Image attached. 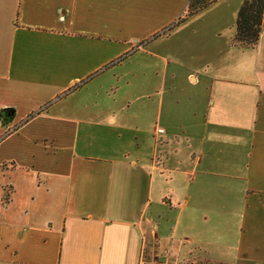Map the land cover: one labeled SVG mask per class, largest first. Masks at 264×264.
<instances>
[{
    "label": "crops",
    "instance_id": "crops-1",
    "mask_svg": "<svg viewBox=\"0 0 264 264\" xmlns=\"http://www.w3.org/2000/svg\"><path fill=\"white\" fill-rule=\"evenodd\" d=\"M188 1L0 0V264H264V17Z\"/></svg>",
    "mask_w": 264,
    "mask_h": 264
},
{
    "label": "trees",
    "instance_id": "trees-1",
    "mask_svg": "<svg viewBox=\"0 0 264 264\" xmlns=\"http://www.w3.org/2000/svg\"><path fill=\"white\" fill-rule=\"evenodd\" d=\"M217 0H189L188 15H193ZM264 17V0H244L236 19L234 41L242 46L255 47L260 39ZM9 110L2 111V116H9Z\"/></svg>",
    "mask_w": 264,
    "mask_h": 264
},
{
    "label": "rangeland",
    "instance_id": "rangeland-1",
    "mask_svg": "<svg viewBox=\"0 0 264 264\" xmlns=\"http://www.w3.org/2000/svg\"><path fill=\"white\" fill-rule=\"evenodd\" d=\"M75 86V85H74ZM4 110H7V109H3L2 111H4ZM2 111H1V114H2ZM0 114V118H1V121L3 122V123H6L9 119H10V117H11V112L9 111V116H2ZM6 125H8L7 123H6ZM15 128H9L8 130H6L7 132L6 133H8V131H13ZM148 251L149 250H147L146 248L144 249V252H143V258L144 259H146L147 261H155V262H157V263H159V264H165V262H167L166 260H163V259H161L159 256H155V255H149L148 254ZM150 256H148V255ZM142 258V259H143ZM168 264H174V263H171L170 261L169 262H167ZM197 263H199V264H201V262H197ZM178 264H192V263H190V261H180ZM206 264V263H205ZM211 264H213V263H211ZM241 264H252V263H249V262H242Z\"/></svg>",
    "mask_w": 264,
    "mask_h": 264
},
{
    "label": "built area",
    "instance_id": "built-area-1",
    "mask_svg": "<svg viewBox=\"0 0 264 264\" xmlns=\"http://www.w3.org/2000/svg\"><path fill=\"white\" fill-rule=\"evenodd\" d=\"M139 264H159L155 261H147L146 259H142Z\"/></svg>",
    "mask_w": 264,
    "mask_h": 264
}]
</instances>
